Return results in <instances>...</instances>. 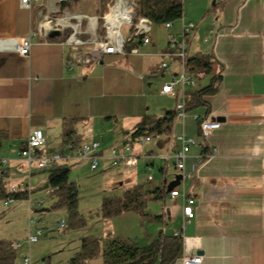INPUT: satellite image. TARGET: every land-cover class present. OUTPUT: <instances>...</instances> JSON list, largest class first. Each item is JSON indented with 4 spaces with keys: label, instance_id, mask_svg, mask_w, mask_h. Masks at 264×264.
<instances>
[{
    "label": "crops",
    "instance_id": "obj_1",
    "mask_svg": "<svg viewBox=\"0 0 264 264\" xmlns=\"http://www.w3.org/2000/svg\"><path fill=\"white\" fill-rule=\"evenodd\" d=\"M183 3L191 10L184 13L185 22L198 25L190 57L212 62L209 74L217 68L218 74L213 76L222 77L219 89L209 98L208 116L206 109L200 108L178 120L171 135L148 144H133L137 165L122 169L113 168L110 159L113 151L123 147L124 133L131 132L147 115L162 116L176 108V96L162 94L163 86L168 83V71L161 74L164 79L157 91L161 99L157 106L147 100L130 101L133 99L131 73L136 86L144 89L148 84L146 75L158 67L152 59L161 58L159 55L168 43L151 48L150 37L151 43L140 47L137 55H105L90 65H75V55L83 51L61 39L55 40L54 36L63 34L64 28H60L46 38L33 39L29 57H22L10 41H21L38 32L41 20L47 15L89 16L92 24L89 20L83 23L88 43L90 38L101 36L99 18L89 15L84 10L87 4L82 1L40 0L25 9L21 0H0V182L8 190L31 191L28 201L31 216L32 207L39 202L40 207L44 205V201L32 200L44 183L39 182L41 178L37 175L49 169L40 170L35 163L29 165L20 157L30 133L35 129L44 132L47 142L43 154L50 156L72 143L66 138L67 120H79L76 129L81 142L92 139L95 125L101 121L106 129L113 125L121 140L113 149L107 147L106 141L100 142L103 171L119 169L110 172L114 190L139 186L142 177L149 187L147 207L153 203L155 212L149 210L150 214L160 219L146 221L133 212L112 220L99 217L100 230L82 233L77 238L80 246L85 238H102L108 234L147 246L162 236L179 233L183 253L174 264H184L185 258L194 256L202 257L201 264H264V0L223 3L185 0ZM182 25L180 22L177 28L174 24L172 32L179 34ZM195 87L186 89L187 98L198 89L197 81ZM114 100L120 101L117 108L113 107ZM197 116L219 122L220 129L204 138L200 135ZM81 129L85 138L80 134ZM181 135L197 142L188 153L186 173L190 176L184 181L175 160L166 161L167 156L180 149L176 137ZM76 162L72 158L59 167L71 171ZM173 189H178L181 196L172 198ZM185 197L196 200L195 218L191 221L183 213ZM149 222L156 223L157 229L150 231L146 226ZM28 239L16 251L28 253L24 259L31 257L36 244H29ZM80 246L75 253L80 251ZM43 261L51 262L48 258Z\"/></svg>",
    "mask_w": 264,
    "mask_h": 264
},
{
    "label": "trees",
    "instance_id": "obj_2",
    "mask_svg": "<svg viewBox=\"0 0 264 264\" xmlns=\"http://www.w3.org/2000/svg\"><path fill=\"white\" fill-rule=\"evenodd\" d=\"M101 18L99 19V32L105 33L103 28V17L109 12L112 5L111 0H101ZM135 17H145L153 25L163 26L167 23L176 24L184 16L183 0H137ZM71 30H66L62 36H55V40L61 39L66 42ZM141 45L139 41L128 42L125 50L128 55L131 50ZM188 67L195 74H209L212 71V62L203 57H190ZM222 77L213 76L209 85L196 90L185 100V112L190 114L200 108L206 109L205 116L210 112L209 98L214 95L220 86ZM78 119L67 120L66 128L69 129L66 138L71 145L77 147L81 143L80 135L76 125ZM177 122L176 109L168 110L162 116L147 115L131 131L124 133V145H133L140 136L157 139L162 136H169ZM49 178L46 188L49 189L52 198L56 199L51 210L64 209L67 213V222L62 228L65 232L84 229L87 221L79 212V197L75 183L70 179L68 168L56 166L48 170ZM31 191L28 189L8 190L0 182V200L8 202L24 201L30 199ZM149 194L142 186H136L125 190L122 196L105 197L98 216L104 220L114 219L125 213H136L146 221H157L155 217L146 211V199ZM48 210V211H51ZM40 212V211H36ZM183 240L176 236H162L152 241L147 246H139L129 239L115 237L108 234L106 237L85 238L81 242L80 251L75 254L68 264H88L102 257V264H174L182 257ZM17 253L10 248L5 241H0V264H16Z\"/></svg>",
    "mask_w": 264,
    "mask_h": 264
},
{
    "label": "rangeland",
    "instance_id": "obj_3",
    "mask_svg": "<svg viewBox=\"0 0 264 264\" xmlns=\"http://www.w3.org/2000/svg\"><path fill=\"white\" fill-rule=\"evenodd\" d=\"M69 1L73 2V3H76V2L79 3V1L85 2L87 4V6L86 7L84 6V10L86 12H88L89 15L96 16L99 19L101 18V13H100V8H101V2L100 1L101 0H69ZM224 1L225 0H218L219 3H223ZM111 2H112V0H111ZM183 2H185V0H183ZM187 7H188L187 5L184 6V8H185L184 13L185 14H186V10H187V12L191 11V10H189V8L187 9ZM30 8H25V9H30ZM75 15L82 16L81 14H74V15H69L68 17H65V18H58V17H52L50 15H47L46 17H44L41 20L40 25H41V23H43L44 20H46L47 17L52 18V19L57 20V21L58 20H60V21L65 20L70 25H74V24L79 22L77 19L74 18ZM84 16L89 17L87 15H84ZM104 17H103V21H104ZM138 18H145V17H137V19ZM85 20H86V18L82 19V24L85 22ZM73 21H75V23ZM180 22L186 23V24L193 23V22H190V23L185 22L184 16H183V18L176 23L177 28H178ZM171 24H172V29L168 30V29L164 28V25L158 26V25H153V23H152L153 31H151L152 33L150 34V37H152V44L150 45L151 48H154L156 46H165L169 42L171 35H178V34H174L172 32L174 24L173 23H171ZM194 24H196V23H194ZM197 27H198V25H197ZM60 28H64L63 34L66 30H71L70 35H72V33H73V30L71 27H69V26L61 27L60 26V27H57L56 29L50 31L46 36L44 35L43 37L46 38L50 33H53L54 31H57ZM99 28H100V26H99ZM167 31L170 32L169 36H168ZM181 31H182V28H181ZM196 31L197 30L194 31L193 39L195 37ZM121 33H122L123 37L125 38V45L128 42L140 40L141 45H139L138 47H136L134 49H137L139 51L140 47L146 46L143 43V37L142 36L134 38L132 40H129V37H131V35L134 33L133 32L131 34L129 26H127V25L123 26ZM103 35H101V36H103ZM58 36H60V35H58ZM85 37H84V39H85ZM97 37L100 38L99 36H96L95 38H97ZM193 39H192V41H193ZM192 41H191V44H192ZM66 42H64V43L66 44ZM72 48L77 49V50L79 48H81L82 51H87V52L93 51V45L92 44H89V45L87 44V45H84V46H81L78 48H75V47H72ZM82 48H84V49H82ZM125 48H126V46H125ZM190 48H191V45H190ZM132 50H131V52H132ZM105 55H108V54H104L102 56L100 54H95L94 55L95 59H92V61L89 64H78L76 62H74V64L75 65H90L93 62L100 61ZM115 55H121V54H115ZM129 55H131V53ZM121 56H124V57L128 56V53L126 52V50H125V55H121ZM159 56L161 57V54ZM189 56H190V49H189ZM169 60L172 61L171 59L164 58V57H161L158 59L157 58L152 59V62L153 63L156 62L155 64L158 67H157V70H154V71L150 72L149 75H146V79L148 80V84L144 89H142L141 86L140 87L136 86L134 79H133L134 74L131 73L132 74V76H131V80H132L131 95L133 96L132 97L133 99H131L130 101L139 103V102H142L144 100H147L148 102H150L151 104H154L155 106H157L159 104L161 99L157 95V91L161 87L162 80L164 79V77H162L161 74L168 71L169 75H167V77H166L167 81L169 82L170 78H171L170 70H167V71L164 69L161 70L160 67L163 65V63L167 64L169 62L168 65L173 63V62L170 63ZM74 61H75V59H74ZM121 65H123V63ZM128 67H130V66H128ZM175 68L178 71H180L177 66ZM130 70H131V68H130ZM191 74L193 75L195 81H197L199 83V87L197 89V90H199L205 84L206 85L208 84L210 78L213 75L218 74V70L216 68L212 74H208V75H197V74L192 73V72H191ZM164 95H166V94H164ZM186 99H188V98L186 97V95H184V98H183L184 103H185ZM114 102H115V100H114ZM119 102L116 101L114 103L113 107L117 108L118 107L117 103H119ZM176 105H177V103H176ZM131 108H132V106H131ZM197 118H198L199 127H200V124L202 121L208 120V119H204V118H199V116H197ZM184 119H180V117H178V115H177V121L178 120L182 121ZM208 121H210V120H208ZM100 122H97L95 125V132L92 135V139L83 141L79 145H81L83 143H90L92 141H98V142L102 143V140H103V141H106L105 144H107L108 148L113 149L114 148L113 146H117V143L121 142V140L118 139L116 133H114V126L113 125H111L108 129H106V128L101 126L102 124H100ZM214 131H216V130H214ZM80 134L83 136V138H85L86 135H85V133L83 134L82 129L80 130ZM201 134H202V132L200 130V135ZM105 136H106V138H105ZM178 137H180V136H178ZM178 137H176V140ZM134 144L136 145L137 143H134ZM196 144H197V142H195V144H193V145H196ZM137 145H139V144H137ZM193 145H190V148ZM126 146H128V145L123 144V147L121 148L119 153ZM130 146L133 149V145H130ZM181 147H182V145L180 143V148ZM101 149H102V147L100 148L99 151H101ZM43 150H42V152H43ZM214 152H215V150H213V153H211V154L213 155ZM211 154H208V155H211ZM43 155H45V154H43ZM172 156H170L171 157L170 159L166 157V161L168 162L171 159H174ZM187 157H188V154H187ZM101 159L102 158H100L99 166H98L97 170H92L90 163L88 161L76 160L77 164L73 165V169H71V171H70V179L72 182L75 183V186L78 190V197H79L78 209H79V212L81 213V215L84 216V218L87 221V226L85 227L86 229L84 228L85 229L84 232L80 231V230L79 231L76 230V231L65 232L64 230H62V228L60 227V224H62L65 221L67 222V213L63 208L59 209V210H55V211L51 210L53 204L56 202V199L52 198V196L50 195L49 189L46 188V183H47L48 178H49V173H48V171H44V172H41L37 175V178H39V177L41 178V181H39V182L43 183V181H44V183L41 185V188L35 192V194L32 197V200H33V202L44 201V205L42 207H35L34 208L33 217L37 218V220H38V226L37 227L41 229L42 235L39 238V242L33 245L32 253L30 255L31 257H26L24 259V256L28 255V253H25L24 250L19 251L17 253L16 264H25L26 259L30 260V264H67L68 260L71 259L75 254H77L75 252H76V250H78V248L80 246V242L78 241L77 238L80 237L82 235V233L96 232V231L100 230L101 227H100L99 221H101V220L99 219L100 216H98V213H99V210L102 206L103 199L105 197H111V196H122L125 192L123 190H118V191L114 190L112 183H111L113 178H112V175L110 174V172L112 170L119 171V169H110L107 171H103L104 167H103V163H102ZM199 160L201 161L200 158L197 159L198 162H200ZM110 165L113 168L120 167L122 169H126L125 163L119 164V166H113L111 163V160H110ZM136 165H137V159H136ZM136 165H134V166H136ZM195 165H197V164H195ZM37 167L39 168L38 165H37ZM48 169H50V168L40 169V170H48ZM185 171H186V161H185ZM156 173H159L158 170ZM154 174H155V172H154ZM142 175L143 174L141 173V176ZM181 177H182V175H181ZM182 180L184 181L183 177H182ZM140 182L141 183L139 184V186L144 187V190L148 191L149 187L147 185V182L144 183L142 177L140 178ZM174 190H178V189H173V190H171V192ZM30 196H31V194H30ZM146 197H145V199H146ZM188 198H193V197H188ZM28 201L27 200L14 201V202L9 203L11 205L6 206L5 205L6 202L0 200V241L7 242L10 245V248L15 252L17 250H19L22 247V245H24L26 243L27 239L31 236V234L32 235L36 234L35 229L33 232H31V230L29 228V224H30L31 219H30V210H29ZM153 208H155V205L150 202L148 204V207H147V201H146V211L148 213H150L149 210L153 211L154 210ZM48 210H51V211H48ZM36 211H40V212H36ZM153 212H155V210ZM146 226L150 229V231H154L157 229L156 223H154V222H149L146 224ZM12 241H16V242H12ZM10 242H12V243H10ZM15 244L19 245V247L14 248L13 245H15ZM198 257H200V256H198ZM45 258L50 259L51 262L45 263L43 261ZM102 262H103L102 257H100V258H98V259H96V260H94L88 264H101Z\"/></svg>",
    "mask_w": 264,
    "mask_h": 264
},
{
    "label": "built area",
    "instance_id": "obj_4",
    "mask_svg": "<svg viewBox=\"0 0 264 264\" xmlns=\"http://www.w3.org/2000/svg\"><path fill=\"white\" fill-rule=\"evenodd\" d=\"M38 2H40V0H21V6L23 8H30L33 3ZM111 3L112 5L109 8V13L104 17V35L100 36V38H90V43L86 42L84 39L87 34L83 29L82 19L86 18V20H89L91 24L93 19L84 15H75L74 18L79 22L74 25H70L69 23H66L65 25L60 20L57 21L47 17L46 20L41 23L38 32H33L27 38L22 39L21 41L12 40L10 43L14 45L15 50L20 56L29 57L33 39H35L37 36H46L50 31L56 29L57 27L69 26L72 28L73 33L69 36L66 42L67 45L75 48L87 44L93 45L92 52L83 51L75 55L74 59L78 64H89L92 59H95V54H100L101 56L104 54L125 55V38L121 33V30L125 25L129 26L131 34L134 32L131 37H129V40L142 36L144 45H148L151 42L150 34L152 31V23L146 18L137 19L135 17L136 0H112ZM164 28L171 30L172 24L167 23L164 25ZM92 29L95 31L94 27ZM195 30H197L196 24L183 23L182 31L178 35L170 36L167 48L161 54V57L169 58L173 62L170 65H168V63H163V65L160 67L161 70H170L171 72L170 81L163 86L162 94L176 95V112L180 119H184L187 116L185 112V103L183 100L186 88L196 86V81L188 67V61L190 57L189 49ZM137 54H139V51L137 49H133L131 55ZM176 66L180 71L175 68ZM196 119L198 118L196 117ZM220 126V123L216 121L204 120L200 124V130L202 132L201 135L204 138H207L214 130L219 129ZM152 140L153 139L151 137L140 136L136 139L135 143L143 145L151 143ZM177 140L179 143H181L182 147L177 152H175L172 157L176 162V168L182 173L181 175L183 179H186L190 175L185 171V161L187 154L190 151V145L195 144L196 141L193 138H187L184 135L178 137ZM46 142V137L42 130H33L30 133L26 143L23 145L22 150L20 151L21 158L29 165L36 163L40 169L54 168L68 160H71L72 158L78 161H88L92 170L98 169L100 158H102L99 153L101 148L100 142L92 141L90 143H83L77 147L69 145V147H66L67 149L65 148L64 151L52 154L50 156L43 155L42 152V150L45 149ZM132 150V147L128 145L123 148L120 153L117 150L113 151V158L110 159L112 165L119 166V164L125 163L126 168L134 167V165H136V158L132 154ZM71 153H74L73 156H71ZM170 156L171 155L167 156V158L170 159ZM149 179L152 180L151 177ZM171 196L172 198H176L181 196V193L179 190H174L171 192ZM9 203H11V201L6 202L5 205H8ZM195 203L196 201L193 198L185 197L184 199L183 213L187 221H191L195 218ZM41 204L42 203L39 202L36 206L40 207ZM35 207H32L31 209L29 228L31 232H33L35 229L36 234H31L28 239L29 244L37 243L40 236L42 235L41 229L37 227L38 220L37 218L33 217ZM64 226V222L60 224L61 228H64ZM175 236L178 237L179 233H176ZM13 247H19V245L15 244ZM183 262L184 264H201L202 258L194 256L191 258H185ZM25 264H30V260L26 259Z\"/></svg>",
    "mask_w": 264,
    "mask_h": 264
},
{
    "label": "water",
    "instance_id": "obj_5",
    "mask_svg": "<svg viewBox=\"0 0 264 264\" xmlns=\"http://www.w3.org/2000/svg\"><path fill=\"white\" fill-rule=\"evenodd\" d=\"M182 178V177H181Z\"/></svg>",
    "mask_w": 264,
    "mask_h": 264
}]
</instances>
